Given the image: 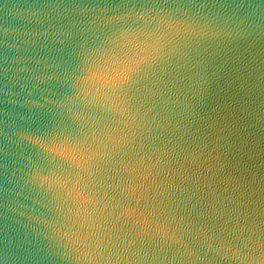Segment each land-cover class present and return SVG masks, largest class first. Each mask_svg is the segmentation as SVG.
<instances>
[{
  "label": "water",
  "instance_id": "obj_1",
  "mask_svg": "<svg viewBox=\"0 0 264 264\" xmlns=\"http://www.w3.org/2000/svg\"><path fill=\"white\" fill-rule=\"evenodd\" d=\"M143 2L0 0V264L264 260V0ZM111 33L165 73L131 109L100 76L69 87Z\"/></svg>",
  "mask_w": 264,
  "mask_h": 264
},
{
  "label": "snow or ice",
  "instance_id": "obj_2",
  "mask_svg": "<svg viewBox=\"0 0 264 264\" xmlns=\"http://www.w3.org/2000/svg\"><path fill=\"white\" fill-rule=\"evenodd\" d=\"M183 7L196 8L198 5L193 0H182ZM207 6V5H203ZM128 9L129 5H123ZM213 7H219L221 9L231 8L230 4L224 3L223 0H217V3L213 4ZM144 8L148 12L158 10L159 13L164 15L160 16L161 20L171 19L170 12L178 10L174 8V5L161 3L160 0H144L143 3L131 4V9ZM169 10V11H166ZM156 16H152L149 23L155 20ZM69 37L73 34L69 33ZM123 33L119 36L116 33L110 35H104L103 38L97 37V39L83 44H78L77 49L73 52V63L70 65L71 72L68 80L72 81L69 84L70 89L78 87L82 82L88 80H94L97 76L104 78V86L109 89L110 94L119 102L120 105L131 109L138 101V96L147 95L153 92L154 89L160 86L161 78L165 73L151 61H156V57H150L149 59L135 62L131 56L125 54L122 58L118 52L120 45L116 43L117 39L123 38ZM131 66L130 65H133ZM157 73L160 77H157ZM61 132L59 136L62 138L59 142L66 145L73 150H76L80 143V138L72 131ZM53 142H57L56 138H53ZM55 159V157H54ZM65 164L68 167L73 165L66 161ZM264 234V229H262ZM88 259V257H84ZM103 258V257H101ZM109 258H115L117 260H134L136 253L131 248H125L119 250L113 254H109ZM264 264V260L261 261Z\"/></svg>",
  "mask_w": 264,
  "mask_h": 264
}]
</instances>
